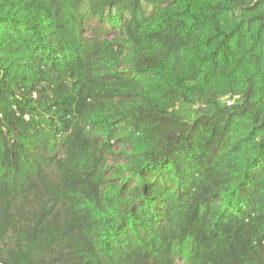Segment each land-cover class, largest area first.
<instances>
[{
  "label": "trees",
  "instance_id": "1",
  "mask_svg": "<svg viewBox=\"0 0 264 264\" xmlns=\"http://www.w3.org/2000/svg\"><path fill=\"white\" fill-rule=\"evenodd\" d=\"M0 264H264V0H0Z\"/></svg>",
  "mask_w": 264,
  "mask_h": 264
}]
</instances>
